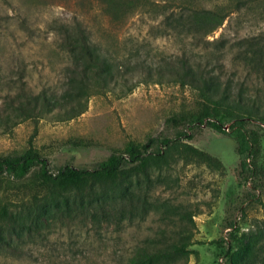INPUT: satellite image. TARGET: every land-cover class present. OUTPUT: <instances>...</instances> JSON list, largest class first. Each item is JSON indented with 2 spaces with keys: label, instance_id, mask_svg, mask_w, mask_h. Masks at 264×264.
<instances>
[{
  "label": "rangeland",
  "instance_id": "374dc122",
  "mask_svg": "<svg viewBox=\"0 0 264 264\" xmlns=\"http://www.w3.org/2000/svg\"><path fill=\"white\" fill-rule=\"evenodd\" d=\"M155 2H189L211 9L229 0H141L148 7ZM259 2L263 0L253 3V11L227 17L206 38L203 50L195 48L198 41L189 36L162 34L160 20L147 9L115 20L100 0H0V107L5 95L20 89L31 96H45L55 105L36 122H20L5 132L0 129V157L18 156L31 144L40 157L31 172L42 163L51 174L64 167L93 170L111 153L124 154L130 143L148 145V153H153L163 140L173 141L185 133L191 138L188 144L215 157L224 167L216 172L204 165L176 161L163 171L151 170V184L146 186L138 178L139 188L133 190L141 195L143 206L140 199L132 207L112 201L96 218L76 211L51 214L42 220L40 234L24 238L20 244L10 243L16 250L0 253V264H125L136 247L160 231L170 237L182 229L190 232L193 243L188 264H218L217 255L227 244L217 242L228 238V227L234 224L249 235L264 222V129L256 166L248 176L240 170L235 143L229 137L206 126L185 129L184 123L173 127L174 116L186 117L195 110L196 92L168 79L149 82L142 72H125L115 83L90 92L81 101L82 113L69 118L70 107L76 106L64 98L69 78L67 56L55 29L79 21L101 55L130 67L127 71L135 63L166 66L184 53L194 54V61L205 64L204 56L223 46L220 62L208 60L221 77L222 87L228 85L230 97L241 92L262 108L264 72L246 68L236 57L243 38L264 33V18L255 16V10L264 7ZM30 176L16 180L1 171L0 206L16 212L26 203L31 194ZM183 212L194 216L181 222Z\"/></svg>",
  "mask_w": 264,
  "mask_h": 264
},
{
  "label": "trees",
  "instance_id": "16d2710c",
  "mask_svg": "<svg viewBox=\"0 0 264 264\" xmlns=\"http://www.w3.org/2000/svg\"><path fill=\"white\" fill-rule=\"evenodd\" d=\"M100 1L105 12L115 20L125 13L132 14L137 9L146 12L147 9L155 15V19L160 20L162 34L189 36L198 41L194 44L195 48L203 49L207 44L206 38L219 29L227 17L252 10L251 6L258 0H229L226 5L211 9L189 2L178 5L155 2L148 7L141 0ZM263 2H259L258 6ZM255 11V16L264 18V7ZM55 29L61 39V48L67 56L66 70L69 78L64 98L76 106L70 107L72 115H68L69 118L82 113L81 101L87 99L90 92L100 91V88L115 83L128 72H142L149 82L159 83L168 79L167 81L186 87L198 95L195 110L186 117L174 116L171 119L173 127L186 123L185 129H190L192 126L200 127L205 124L213 131L229 137L235 143L241 172L248 176L253 174L260 153V131L264 129V107L245 99L241 92L230 97L228 85L222 87L221 77L208 60L220 62L225 54L223 46L216 47L210 55H205V64L194 61V54L184 53L166 66L152 68L135 63L131 68L133 70L127 71L130 67H124L115 59L112 61L101 55L98 46L88 37L89 32L79 21L72 26L59 25ZM238 46L237 60L246 68L264 72V33L243 38ZM54 106L45 96H31L23 89L15 94L10 92L5 95L0 107V129L5 132L20 122H36L44 114L51 113ZM226 124H229L228 132L223 130ZM182 137L186 138L185 141L178 140ZM190 140L189 135L179 133L176 140H163L162 147L153 153H148V145L130 143L124 150L125 155L111 153L93 170L64 167L55 174L44 169L43 163L37 171L31 172L33 164L40 161L37 150L31 144L18 156L0 157V172L5 171L16 180L24 179L27 174L31 175L29 200L16 212L6 205L0 206V253L16 250V247L10 245L12 242L20 241V244L24 238L40 234L43 229L42 220L51 214L76 211L96 218L98 214L105 212L106 206H111L112 201L121 206L132 207L141 196L133 191L139 188L137 179H144V184L148 186L151 184V170L163 171L176 161L188 165H204L216 172L224 170L218 159L188 144ZM126 163L130 165L129 168H124ZM145 194L146 191L143 196ZM140 201L139 205L143 206L144 200ZM182 214L181 222L187 217L190 221L194 216L187 212ZM228 228V238L217 242L227 244V248L217 255V263L264 264V222L257 225L249 235L241 233L234 224ZM192 245L191 234L187 230L177 231V236L170 237L160 231L144 245L136 247L125 264H188L191 255L189 248Z\"/></svg>",
  "mask_w": 264,
  "mask_h": 264
},
{
  "label": "built area",
  "instance_id": "2783aa9c",
  "mask_svg": "<svg viewBox=\"0 0 264 264\" xmlns=\"http://www.w3.org/2000/svg\"><path fill=\"white\" fill-rule=\"evenodd\" d=\"M201 126H205V124H203V125H201ZM200 126V127H201ZM223 130L225 131V132H228V130H229V124H226L224 127H223Z\"/></svg>",
  "mask_w": 264,
  "mask_h": 264
}]
</instances>
